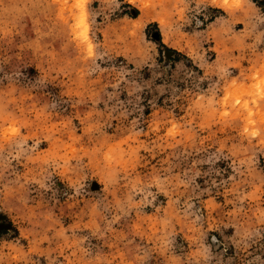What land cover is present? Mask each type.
<instances>
[{
	"label": "clouds",
	"instance_id": "1",
	"mask_svg": "<svg viewBox=\"0 0 264 264\" xmlns=\"http://www.w3.org/2000/svg\"><path fill=\"white\" fill-rule=\"evenodd\" d=\"M0 225V264H264V0H0Z\"/></svg>",
	"mask_w": 264,
	"mask_h": 264
},
{
	"label": "rangeland",
	"instance_id": "2",
	"mask_svg": "<svg viewBox=\"0 0 264 264\" xmlns=\"http://www.w3.org/2000/svg\"><path fill=\"white\" fill-rule=\"evenodd\" d=\"M93 187L95 188L97 186L94 184ZM5 227H10V225H0V230H3Z\"/></svg>",
	"mask_w": 264,
	"mask_h": 264
}]
</instances>
